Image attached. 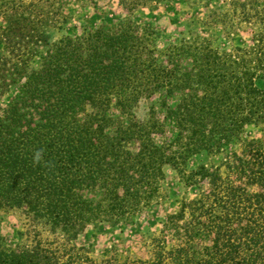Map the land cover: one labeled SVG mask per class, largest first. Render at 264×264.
Returning a JSON list of instances; mask_svg holds the SVG:
<instances>
[{
  "label": "trees",
  "instance_id": "trees-1",
  "mask_svg": "<svg viewBox=\"0 0 264 264\" xmlns=\"http://www.w3.org/2000/svg\"><path fill=\"white\" fill-rule=\"evenodd\" d=\"M73 1L0 0V209L64 237L12 248L0 233V264H264L262 0L231 1L246 22L263 23L253 45L231 51L201 37L163 50L153 25L131 20L52 43ZM161 92L164 119L137 120L139 101ZM113 107L125 117H111ZM167 126L172 136L156 142ZM167 166L194 195L168 213L150 258L97 261L74 243L101 223L133 224Z\"/></svg>",
  "mask_w": 264,
  "mask_h": 264
},
{
  "label": "rangeland",
  "instance_id": "rangeland-1",
  "mask_svg": "<svg viewBox=\"0 0 264 264\" xmlns=\"http://www.w3.org/2000/svg\"><path fill=\"white\" fill-rule=\"evenodd\" d=\"M232 0H163L151 3L137 10H129L121 0H74L62 9L67 17L57 27H52V43H57L67 36L82 34L86 29L105 26L117 32L123 22L131 20L139 24H151L158 32V46L166 50L172 45H179L185 40L201 37L210 38L213 44L222 50L231 51L235 46H249L254 43V35L260 32L262 22L251 24L243 19V8H233ZM264 5V0L261 1ZM255 14V11H251ZM13 92L2 98L1 106H6ZM165 92L152 97L142 98L134 109L139 121H147L154 112L156 118L163 120L166 109L163 105ZM176 98H171L172 103ZM1 115V111H0ZM111 117L124 118L120 111L111 108ZM174 128L167 126L165 133L154 135L158 143H163L174 133ZM251 136H260L256 130ZM133 143L131 147H135ZM202 157H194L189 167H195ZM165 179L159 196L152 205L131 225L112 227L101 223L96 228H88L77 239L79 246L86 248V253L97 261L110 256H117L120 261L134 258L148 259L152 256L153 240L163 228L168 213L174 212L179 201L188 195H194V188H187L178 173L171 167H165ZM191 192V193H190ZM0 233L7 246L16 248L31 245L36 239L44 244L55 245L64 242L59 230H52L41 222L31 218L21 209H0Z\"/></svg>",
  "mask_w": 264,
  "mask_h": 264
},
{
  "label": "clouds",
  "instance_id": "clouds-1",
  "mask_svg": "<svg viewBox=\"0 0 264 264\" xmlns=\"http://www.w3.org/2000/svg\"><path fill=\"white\" fill-rule=\"evenodd\" d=\"M34 162L35 163H39L40 162V154L39 153H37Z\"/></svg>",
  "mask_w": 264,
  "mask_h": 264
}]
</instances>
